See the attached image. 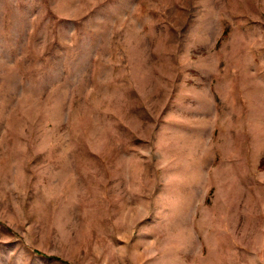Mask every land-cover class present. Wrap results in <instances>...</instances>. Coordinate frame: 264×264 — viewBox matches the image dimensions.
I'll return each mask as SVG.
<instances>
[{
    "label": "rangeland",
    "instance_id": "obj_1",
    "mask_svg": "<svg viewBox=\"0 0 264 264\" xmlns=\"http://www.w3.org/2000/svg\"><path fill=\"white\" fill-rule=\"evenodd\" d=\"M0 264H264V0H0Z\"/></svg>",
    "mask_w": 264,
    "mask_h": 264
}]
</instances>
